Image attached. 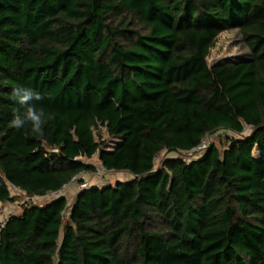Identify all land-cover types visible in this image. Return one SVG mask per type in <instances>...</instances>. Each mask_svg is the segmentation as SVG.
Instances as JSON below:
<instances>
[{
    "label": "trees",
    "instance_id": "trees-1",
    "mask_svg": "<svg viewBox=\"0 0 264 264\" xmlns=\"http://www.w3.org/2000/svg\"><path fill=\"white\" fill-rule=\"evenodd\" d=\"M225 31L248 53L209 65ZM19 86L43 96L42 135L10 127ZM95 156L134 177L24 203L0 264H264V0H0V202Z\"/></svg>",
    "mask_w": 264,
    "mask_h": 264
},
{
    "label": "rangeland",
    "instance_id": "rangeland-1",
    "mask_svg": "<svg viewBox=\"0 0 264 264\" xmlns=\"http://www.w3.org/2000/svg\"><path fill=\"white\" fill-rule=\"evenodd\" d=\"M248 53L247 48L245 47V45L241 42L240 36L236 31H225L223 33H221L213 47L210 50V53L208 55V63L209 65H212L216 62H220V61H224L226 59H230V58H234L237 56H245ZM247 133H249V129H247L246 131ZM102 135H103V139L107 140V144L108 148H113L115 146V143L112 142V139L109 138L108 133H107V129L105 127L102 128ZM226 132L221 133V135H218L217 133H215L214 135L211 136V139L213 142H216L217 144H223L224 147L228 146L229 143L226 140ZM105 148V147H104ZM105 148V149H106ZM254 155L256 157H258L257 151H254ZM167 156L166 152L161 153L156 160V166H158L161 161ZM189 158H193L192 156H188ZM90 163L96 165L98 164V159L97 156L93 157L92 159L89 160ZM131 175L129 173H117V172H107L105 174H103V185L104 184H114L117 180H129L131 179ZM88 179H90V181L95 182V178L91 175L88 176ZM75 186V191L74 194H76L78 192V186L77 184H74ZM17 193H19V191H15ZM66 193L67 189L63 190L62 193ZM76 192V193H75ZM68 195H70L71 193L68 191ZM57 194H49L47 197L41 199V200H34L33 198H28L26 196H22L20 202H15V203H5V204H1L0 203V224L6 220L11 214H18L22 211V205L28 201H32L33 203H38V204H45L47 201L55 198ZM73 198V197H71ZM71 198L69 200H71Z\"/></svg>",
    "mask_w": 264,
    "mask_h": 264
},
{
    "label": "clouds",
    "instance_id": "clouds-1",
    "mask_svg": "<svg viewBox=\"0 0 264 264\" xmlns=\"http://www.w3.org/2000/svg\"><path fill=\"white\" fill-rule=\"evenodd\" d=\"M12 96L21 106L22 111L18 110L10 121V127L22 129L30 125L31 131L36 134H43V127L50 119L46 116L43 108H38L35 102L41 101L43 96L29 87L19 86L13 89Z\"/></svg>",
    "mask_w": 264,
    "mask_h": 264
},
{
    "label": "built area",
    "instance_id": "built-area-1",
    "mask_svg": "<svg viewBox=\"0 0 264 264\" xmlns=\"http://www.w3.org/2000/svg\"><path fill=\"white\" fill-rule=\"evenodd\" d=\"M212 135H214V134L207 135L198 146L193 148L188 153L189 156L198 157L201 154H203L205 152V150L208 148V146L213 142L212 139H211ZM108 149H110V148H108ZM95 166H96V170H95L94 173H91V174L82 173V174H80L78 176H75L72 179V182L70 184H77L78 191L84 190V189H89V188H91L93 186H101V185H103V174L107 173L108 171H106L104 169V167L102 166V164L99 161H98V164H96ZM91 175L96 179L95 182H92V181H90V179H88V176H91ZM131 177L133 178L134 176L131 175ZM70 184L66 185L64 187V189H66ZM60 192H62V191H60ZM60 192H50L49 194H53V195L57 194L55 197H58V196L61 195ZM49 194H47V195H45L43 197L34 196V197H31V198H33L34 200H41V199L47 197ZM28 198H30V197H28ZM4 222H5V220L2 222V225H3Z\"/></svg>",
    "mask_w": 264,
    "mask_h": 264
},
{
    "label": "crops",
    "instance_id": "crops-1",
    "mask_svg": "<svg viewBox=\"0 0 264 264\" xmlns=\"http://www.w3.org/2000/svg\"><path fill=\"white\" fill-rule=\"evenodd\" d=\"M113 148H111V149H108V150H112ZM113 173V172H112ZM117 173H120V174H123V173H126V172H117ZM89 174H91V173H89ZM67 192L65 193H62L63 195H65L67 198H71V197H74L75 196V194H74V191H75V186H74V184H70L67 188ZM63 190H65V189H63ZM62 190V191H63ZM68 191L71 193L70 195H72V196H69L68 194ZM76 193V192H75ZM72 199V198H71ZM1 203V202H0ZM2 204V203H1Z\"/></svg>",
    "mask_w": 264,
    "mask_h": 264
}]
</instances>
